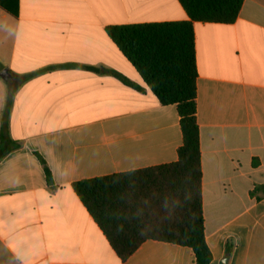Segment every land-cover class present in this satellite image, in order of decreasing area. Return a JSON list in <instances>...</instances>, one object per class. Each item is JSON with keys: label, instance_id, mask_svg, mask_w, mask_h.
<instances>
[{"label": "crops", "instance_id": "obj_1", "mask_svg": "<svg viewBox=\"0 0 264 264\" xmlns=\"http://www.w3.org/2000/svg\"><path fill=\"white\" fill-rule=\"evenodd\" d=\"M9 1L0 137L4 127L19 147L0 160V264H197L190 248L155 240L123 262L73 188L178 160L177 107L159 102L107 27L188 20L180 1ZM194 33L211 264H264V196H251L264 185V0H244L233 23L194 22ZM71 65L115 70L141 90Z\"/></svg>", "mask_w": 264, "mask_h": 264}, {"label": "trees", "instance_id": "obj_2", "mask_svg": "<svg viewBox=\"0 0 264 264\" xmlns=\"http://www.w3.org/2000/svg\"><path fill=\"white\" fill-rule=\"evenodd\" d=\"M179 1L188 20L107 27L108 36L136 68L159 102L177 107L183 133L178 160L83 179L73 184L76 194L123 262L148 240L188 247L193 251L197 264L212 262V253L206 242L201 196L194 22L233 23L244 0ZM11 4L9 0H0L1 7L15 14L16 7L12 9ZM71 66L104 70L141 90L140 86L115 70ZM27 79L28 76L17 78L15 86ZM14 90L11 85V95ZM18 147L19 144L6 135L3 127L0 160ZM36 156L44 165L48 183L52 184V175L45 160L39 154ZM251 196L256 199L264 196V185L255 186ZM226 251L230 253L229 245Z\"/></svg>", "mask_w": 264, "mask_h": 264}, {"label": "water", "instance_id": "obj_3", "mask_svg": "<svg viewBox=\"0 0 264 264\" xmlns=\"http://www.w3.org/2000/svg\"><path fill=\"white\" fill-rule=\"evenodd\" d=\"M1 76H2L3 78H8V77H9V73H8V71H7V70H3V71L1 72Z\"/></svg>", "mask_w": 264, "mask_h": 264}]
</instances>
